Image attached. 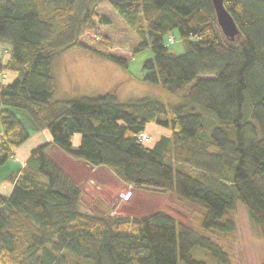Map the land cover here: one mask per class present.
<instances>
[{"label":"trees","instance_id":"trees-1","mask_svg":"<svg viewBox=\"0 0 264 264\" xmlns=\"http://www.w3.org/2000/svg\"><path fill=\"white\" fill-rule=\"evenodd\" d=\"M93 1L0 0V44H9L0 74H15L0 79V165L31 137L12 108L51 135L5 178L11 192L0 190V264H209L196 247L228 264L205 234L233 238L238 202L264 238V0H224L234 38L212 0ZM174 31L183 53L169 47ZM76 47L125 69L116 49L150 48L142 80L181 101H121L115 90L55 100L54 61ZM149 124L166 131L153 144L139 137ZM53 146L130 188L200 206L197 230L161 210L115 214L101 200L83 208L82 187L50 156Z\"/></svg>","mask_w":264,"mask_h":264},{"label":"rangeland","instance_id":"rangeland-1","mask_svg":"<svg viewBox=\"0 0 264 264\" xmlns=\"http://www.w3.org/2000/svg\"><path fill=\"white\" fill-rule=\"evenodd\" d=\"M172 35L175 42L171 43L169 47L177 53H183L184 46L178 32L174 31ZM140 41L141 39L137 35L135 43L139 44ZM8 46L7 43L0 44V52L4 59L8 58L6 50ZM116 53L128 59V69L80 47L62 52L54 61V71L58 80L54 99L81 95L96 96L115 90L121 101L144 96L157 97L172 104L181 101L179 97L160 85L142 80L143 63L153 56L150 48L144 49L136 56H132L131 52L121 48L116 49ZM10 78V72L0 74L3 83L9 82ZM11 110L24 122L31 135L34 136L38 127L29 112L19 108H12ZM151 125L147 127L144 133L146 134L145 137L148 138L145 142L153 144L161 132L158 130L159 128ZM42 140L45 142V139ZM49 154L81 185L83 208L88 209L96 200H101L115 214L143 216L161 210L197 230L198 218L203 212L200 206L192 203L179 204L172 194L130 188L108 168L93 169L94 167L92 168L91 165L70 157L56 146L50 149ZM25 162L22 157L16 154L14 159H9L5 164L0 165V182H3L8 174L15 168H20V165ZM128 193H130L129 197L125 195ZM235 219L236 229L233 238L219 239L214 233H206L205 235L227 251L228 264H264V238L251 224L248 212L241 202L237 203ZM192 254L196 258L206 260L209 264H225L212 258L209 252H201L199 247H196ZM179 264L185 263L179 262Z\"/></svg>","mask_w":264,"mask_h":264},{"label":"crops","instance_id":"crops-1","mask_svg":"<svg viewBox=\"0 0 264 264\" xmlns=\"http://www.w3.org/2000/svg\"><path fill=\"white\" fill-rule=\"evenodd\" d=\"M10 74H11L10 80H12L15 77V74H13V73H10ZM150 125L151 124H149L148 127ZM151 126H156V125L152 124ZM156 127H157V129L159 128L158 130H160L161 134L166 133V131H164L161 127H159V126H156ZM41 138L42 139H45V142L46 141H50L51 140V135H50V133L47 130H43V129L38 128V130L36 131V134L34 136L31 135V137L25 143H23L20 147H18L17 149H15V153L17 155H19L20 157H22L26 161L28 159L29 155H30L31 150L34 147H36V146L44 143ZM32 140H34V143H32ZM78 143H79V136L76 135L75 136V144H78ZM97 168H100V167H94L93 169H97ZM16 169L17 168H15L13 171H15ZM10 174H8V175H10ZM12 187H13L12 184H10L8 182H5V181L0 182V190L3 191L4 193H10L11 190H12Z\"/></svg>","mask_w":264,"mask_h":264},{"label":"water","instance_id":"water-1","mask_svg":"<svg viewBox=\"0 0 264 264\" xmlns=\"http://www.w3.org/2000/svg\"><path fill=\"white\" fill-rule=\"evenodd\" d=\"M212 3L218 24L223 33L228 37L234 38L239 33V30L230 12L226 9L224 0H212Z\"/></svg>","mask_w":264,"mask_h":264},{"label":"built area","instance_id":"built-area-1","mask_svg":"<svg viewBox=\"0 0 264 264\" xmlns=\"http://www.w3.org/2000/svg\"><path fill=\"white\" fill-rule=\"evenodd\" d=\"M173 42H175V38L172 36V35H170L169 37H168V43H173ZM146 136V134L144 133V132H141L140 134H139V137H140V139L141 140H148V138H146L145 137ZM17 158V157H16ZM23 165H25V163H23ZM125 195H128L127 197H129V195H130V193H128V194H125Z\"/></svg>","mask_w":264,"mask_h":264}]
</instances>
